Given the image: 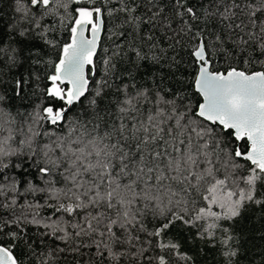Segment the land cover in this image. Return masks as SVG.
Instances as JSON below:
<instances>
[{
  "label": "snow or ice",
  "instance_id": "snow-or-ice-1",
  "mask_svg": "<svg viewBox=\"0 0 264 264\" xmlns=\"http://www.w3.org/2000/svg\"><path fill=\"white\" fill-rule=\"evenodd\" d=\"M0 264H264V0H0Z\"/></svg>",
  "mask_w": 264,
  "mask_h": 264
}]
</instances>
